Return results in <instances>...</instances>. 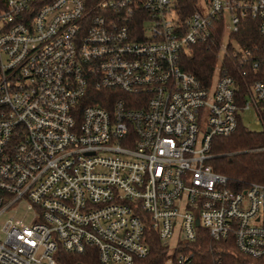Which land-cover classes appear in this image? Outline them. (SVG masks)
<instances>
[{
	"label": "built area",
	"instance_id": "1",
	"mask_svg": "<svg viewBox=\"0 0 264 264\" xmlns=\"http://www.w3.org/2000/svg\"><path fill=\"white\" fill-rule=\"evenodd\" d=\"M178 3L0 0V264H57L59 248L134 264L154 239L165 264H195L204 236L264 264V184L208 163L241 112L264 129V47L232 37L246 16L264 37V0ZM220 26L202 83L181 55Z\"/></svg>",
	"mask_w": 264,
	"mask_h": 264
},
{
	"label": "trees",
	"instance_id": "2",
	"mask_svg": "<svg viewBox=\"0 0 264 264\" xmlns=\"http://www.w3.org/2000/svg\"><path fill=\"white\" fill-rule=\"evenodd\" d=\"M178 1L179 6H185L186 12L195 2V0ZM221 28L218 27L216 31L215 42L190 45L188 51L181 55L182 69L195 75L202 83H207L212 76L217 61L216 44L221 38ZM232 37L236 43L251 50V56L256 55L264 47V37L258 32L256 20L250 16L240 20L237 31L232 33ZM243 89L242 86V91ZM90 103L97 102L90 101ZM259 147H264V129L249 130L239 119L235 131L230 136L213 138L211 152L214 157L208 160V163L214 171L225 175L236 187L251 182L264 184V150H256ZM198 247L195 250V264H211L214 255L229 257L228 264H263L260 260L241 254L233 241L226 245L224 241L213 242L209 236H204ZM211 248H214L215 253L211 252ZM167 250V246L154 239L149 254L143 259L136 260L134 264H165ZM91 252V249H87L82 254H73L59 248L55 253V259L57 264H99Z\"/></svg>",
	"mask_w": 264,
	"mask_h": 264
},
{
	"label": "rangeland",
	"instance_id": "3",
	"mask_svg": "<svg viewBox=\"0 0 264 264\" xmlns=\"http://www.w3.org/2000/svg\"><path fill=\"white\" fill-rule=\"evenodd\" d=\"M198 8L203 14H206L207 8L204 7V5L201 2L198 4ZM221 35H222V33H221ZM239 116H240V120L243 123V125L245 127H247L249 130H252V131H261L262 130V125H260L259 123L256 122V116H255L253 111H251V110L243 111L239 114ZM10 216H11V213H5L0 217V240L3 239V235L1 233V225H2L3 221ZM18 216H19V218H22L26 222L29 221V217L23 213L19 214Z\"/></svg>",
	"mask_w": 264,
	"mask_h": 264
}]
</instances>
